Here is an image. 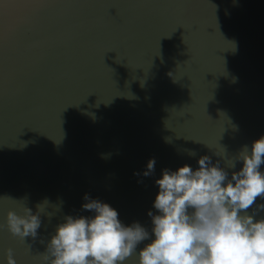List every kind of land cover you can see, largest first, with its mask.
I'll use <instances>...</instances> for the list:
<instances>
[{"label":"water","instance_id":"obj_1","mask_svg":"<svg viewBox=\"0 0 264 264\" xmlns=\"http://www.w3.org/2000/svg\"><path fill=\"white\" fill-rule=\"evenodd\" d=\"M262 134L264 0H0V224L46 201L34 239L0 228V264H41L85 194L150 231L163 169Z\"/></svg>","mask_w":264,"mask_h":264},{"label":"clouds","instance_id":"obj_2","mask_svg":"<svg viewBox=\"0 0 264 264\" xmlns=\"http://www.w3.org/2000/svg\"><path fill=\"white\" fill-rule=\"evenodd\" d=\"M237 162L239 169L229 172ZM154 164L149 159L143 174H151ZM262 164L264 134L228 158L226 167L203 155L196 168L163 169L155 180L156 212L148 211L150 231L135 221L125 225L115 208L85 194L81 207L91 214L65 215L40 254L41 264H125L133 254L135 264H264V216L247 211L258 197L264 200ZM45 205L9 209L0 228L34 239ZM256 207L264 209V203ZM5 262L17 264L10 248Z\"/></svg>","mask_w":264,"mask_h":264}]
</instances>
